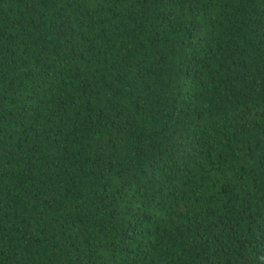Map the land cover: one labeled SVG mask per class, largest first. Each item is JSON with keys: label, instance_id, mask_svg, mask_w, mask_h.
<instances>
[{"label": "trees", "instance_id": "16d2710c", "mask_svg": "<svg viewBox=\"0 0 264 264\" xmlns=\"http://www.w3.org/2000/svg\"><path fill=\"white\" fill-rule=\"evenodd\" d=\"M0 264H264V0H0Z\"/></svg>", "mask_w": 264, "mask_h": 264}]
</instances>
